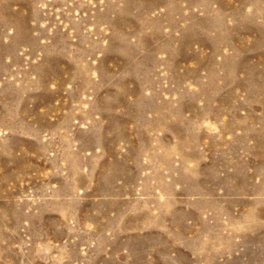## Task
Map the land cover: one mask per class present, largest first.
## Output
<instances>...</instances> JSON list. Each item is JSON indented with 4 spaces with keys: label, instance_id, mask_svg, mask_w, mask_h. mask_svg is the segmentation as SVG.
Returning a JSON list of instances; mask_svg holds the SVG:
<instances>
[{
    "label": "rangeland",
    "instance_id": "1",
    "mask_svg": "<svg viewBox=\"0 0 264 264\" xmlns=\"http://www.w3.org/2000/svg\"><path fill=\"white\" fill-rule=\"evenodd\" d=\"M0 264H264V0H0Z\"/></svg>",
    "mask_w": 264,
    "mask_h": 264
}]
</instances>
